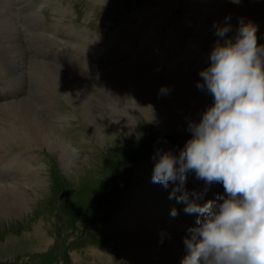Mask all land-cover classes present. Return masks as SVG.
Instances as JSON below:
<instances>
[{
  "label": "rangeland",
  "instance_id": "374dc122",
  "mask_svg": "<svg viewBox=\"0 0 264 264\" xmlns=\"http://www.w3.org/2000/svg\"><path fill=\"white\" fill-rule=\"evenodd\" d=\"M52 1L55 5H48L50 9L46 12L41 27L35 32L28 28L27 30L33 34L34 39L31 41L33 44L38 41L44 44V42L50 40L46 37L42 39L38 34L43 33L44 22L50 19L53 23H58L53 32L56 43L50 40L56 48L57 62L56 66L53 67H59L58 70L66 75L72 73L76 67L79 69L81 62L80 58L75 61L73 55L61 47V45L68 42V39L62 37L63 35L67 36L63 32L66 29L65 27L73 33L74 42L83 51L92 47L90 49L91 56L99 57L102 55V46L105 45L107 39H120L129 35H134L136 39V34H133L135 26L142 25L145 19H148L144 23L146 39L142 42L138 40L136 48H133V45L129 46L124 51L122 60L128 64H131L129 61H134L132 62L133 66L153 76L151 72L161 68L163 63L158 65L153 62L146 64V62L139 63L135 61V59H132V55L138 52L140 48L149 49L153 58L165 57L171 59L176 55L164 56L163 51L160 49L164 48L170 40L169 34L171 32L181 29L179 41L182 50L190 54L191 51H198L197 47H199L197 56L199 62L205 56V50L200 45L205 47L207 46L206 43L201 41L198 44V41H196L188 47L187 42L193 40L192 35L198 29L206 27L203 25L207 18L216 20L232 14L235 23L238 25L241 21L244 23L245 21L254 20L258 16L262 18L264 15V0H237V2H232V0H203L201 8L197 10L200 12V19L196 21L194 29L193 22L190 21L193 20V16H190V13L183 6L189 2L193 6L192 10L194 12L198 9L199 0H137V4H135L136 0H98L101 5L95 3L97 0ZM1 11L2 8L0 7V17L3 14ZM146 13H150V17ZM182 24H185L183 28H181ZM87 26L94 32L92 37L77 33L78 30L86 32ZM109 26L112 27L108 29ZM7 27L16 29L15 23H11ZM256 34L258 44L264 45V20ZM151 50L156 52L153 53ZM0 56L2 57L1 50ZM71 58L72 60H70ZM193 59H195V56L190 57L186 62L191 63ZM36 60L44 61L45 58L40 57ZM8 62L9 59L0 61V70L3 71H0L1 74L7 75L4 71L7 70L6 65H8ZM62 62H64V65ZM86 64L89 70L93 69L87 61ZM50 66L51 64H47L48 68ZM16 69L12 72L17 77ZM54 70L50 69L49 72ZM103 70L95 72L97 73L95 75H100ZM65 71L68 73H65ZM25 73L26 75L31 74L26 68ZM25 77L22 80L16 79L14 83L19 87H25L26 92H23L24 95L35 102L24 101L28 103L26 107L29 110L21 116L19 121L14 119L17 117L15 111L18 107H21L22 102L9 103L5 109L0 108V115H3L0 119V137L10 135L12 129L17 128L15 131L20 133L22 128L24 129V134L17 143L7 146L4 149L5 152H3L20 154L25 158L32 153L31 159L27 161V167L28 164L34 166L30 169L29 175H34L36 179L32 180L39 182L24 184L21 178H16L17 175L11 177L0 176V189L9 188L14 183H20L17 185L24 186L25 193L30 194L29 196L33 198L30 207L21 216L0 217V264H133V262L139 264L133 258L132 252H136L137 247L135 246L138 243L144 242L142 238L148 234L146 232H149L147 231L149 227H147V230L146 228L142 230L140 227V230L135 226H131L130 222L122 220V217L127 214V206L134 201L133 188L131 192L125 193L124 196L121 187L114 190L109 188L122 180L123 174L128 173L129 165L137 158L143 162L139 165L138 171L136 168L137 173L131 181L135 179L139 181V177L145 175V170L146 173L153 171L156 158L150 160L147 158L150 151L154 152L155 149L160 147L159 152L167 150L173 155H178L183 147L167 148L164 145L174 140L187 141L190 139L191 133L187 130L188 126L183 129L175 128L166 131L154 129L148 124L146 118H143L145 113L142 107L146 100L143 97L142 90L134 95V99L138 101V104L132 106L133 108L126 107L130 106L134 100L125 97L128 91L122 94L126 100L120 104V101L114 98H112L113 101L115 100L118 103H111L108 98L104 97L106 94H103L100 90V96L96 92L95 94L101 99V103L103 100L107 105L117 107L121 105L125 107L127 112H130L132 125L134 126L132 131H135L131 134H123L115 130L113 122H110L115 116L108 114L109 118L103 119L102 124H106V132L109 134V138L107 137L108 140L106 141V138L104 144H102V141H100L102 140V128L97 127V123L93 121L92 111L86 107L80 98L72 95L69 90H64L62 86L59 88L56 78L60 77V74L53 77L51 83L54 88L60 89L63 93L54 92L49 95L45 104H38L42 102L43 96L42 99L36 98L38 94L32 92L36 88L34 89V86L30 85V80L25 81ZM119 77L121 78V76L114 74L113 79H119ZM70 80L73 81L71 78ZM73 82L82 84L76 81ZM165 82L181 86L193 85V88H196L197 83L202 82V79L191 82H187L185 79ZM118 83L120 82H111L110 86H113L111 88L113 90H117L118 87L120 90L127 89L128 86H125L122 80L120 85ZM93 90L95 91L94 88ZM115 91H111L110 94L115 98H119V93ZM120 97L122 98V96ZM43 108L52 115L50 121L53 124L42 116L40 109ZM5 117L9 119L7 120ZM31 119H34L33 124H47L57 128L60 135L63 136L64 134L71 140L62 137L65 140L62 143V148L67 156V161H69L67 165L62 164L59 153L58 151L55 152V149L49 150L42 147L35 149L31 142L26 141L29 137L26 127L28 125L32 127L29 123ZM72 145L80 150V154ZM147 160L149 162L145 164ZM22 167V172L26 175L27 170L25 166L22 165ZM73 169L77 172H73ZM34 172L36 173L33 174ZM131 181H127V183L130 184ZM4 184L8 185L4 186ZM141 186L139 187L140 192L144 193L146 187H144L145 183L142 180ZM135 193L137 194V192ZM134 215L136 216V214ZM140 218L142 222L143 216L141 215ZM120 221H123L124 224ZM138 232H143L144 235L136 234ZM150 234L155 235V232Z\"/></svg>",
  "mask_w": 264,
  "mask_h": 264
},
{
  "label": "clouds",
  "instance_id": "9594fccd",
  "mask_svg": "<svg viewBox=\"0 0 264 264\" xmlns=\"http://www.w3.org/2000/svg\"><path fill=\"white\" fill-rule=\"evenodd\" d=\"M230 31V24L217 28L223 42L217 41L197 83L214 103L198 123H189L191 138L179 154L159 152L153 168L152 183L167 188L178 181L169 199L197 216L181 264H264V45L251 22L241 21L234 38ZM189 173L206 187L222 184L224 194L203 205L196 203L202 194L189 199ZM177 214L173 208L171 215Z\"/></svg>",
  "mask_w": 264,
  "mask_h": 264
},
{
  "label": "bare ground",
  "instance_id": "6f19581e",
  "mask_svg": "<svg viewBox=\"0 0 264 264\" xmlns=\"http://www.w3.org/2000/svg\"><path fill=\"white\" fill-rule=\"evenodd\" d=\"M8 1L10 4L9 7H7L6 5ZM14 2H15L14 0H0V7L2 8L1 12L5 14L2 17V21H0V50L2 54V57L0 56V61L2 59L3 60L9 59L8 62L9 65L7 66V70L4 72L8 75V72L13 71L15 68H19V67L22 68L25 67L27 70H29L31 73L29 75L28 74L26 75V73L24 72L21 73V71H16V75L17 76L21 75L22 79L26 76L25 81L30 80V85L34 86V89L36 88L37 90V91L36 90L32 91L38 94L37 95L38 97L36 98L42 99L43 96L42 102L38 104H45L48 101L49 95H52L54 92L63 93L60 89L54 88L51 83L52 78L60 74V77L56 78L57 85L59 86V88L62 86L64 90H69L72 95L80 98L85 103L86 107L92 111L93 121L97 123V127L99 126L100 128H102V136H101L102 140H100L102 141V144H104V140L109 136V134L106 132L107 129L106 124H102L103 119L109 118L108 114L115 116L113 119L110 120V122H113L115 130L120 131L123 134L125 133L131 134L132 132H135L132 131V128L134 126L132 125L133 121L132 118L130 117V112H127L125 110V107H122L121 105L120 107L107 105L103 102V100L101 103V99L95 94V91L93 90V86L87 84L86 82L75 80L71 76H68L69 74L66 75L62 71L60 72L59 70L56 69L52 72H49L50 69H54V68L52 67L48 68L44 62L36 60V55L32 56L31 59L27 57L29 56V54L26 52V49L24 48V44L26 41H28V38L30 36L24 33H20L22 32L20 25L15 27L16 29L13 28L9 29L7 26L11 25V23H14V21L16 23V18L15 15H13V13H17L18 10L20 11L23 9L22 14L29 13L31 14L32 17L34 15H37V13L30 6L26 5L28 3V0H21V2L19 3H14ZM43 3L54 4L52 0H44ZM40 37L44 38L42 34L40 35ZM49 38L52 37L49 36ZM197 39L198 38H194V40ZM198 44H200V42H198ZM200 46L204 48L203 45ZM197 50L199 51V47H197ZM42 52L45 51L42 50ZM152 52L154 53L156 51L153 50ZM181 55H182V51H181ZM51 56L52 55L48 53L45 56V58ZM70 60H72V58ZM76 60L77 59L75 58V61ZM173 62L174 59H171L170 66L175 65ZM47 64H51V63H47ZM52 65L53 64H51V66ZM133 65L132 63L125 64L115 67L114 70H108L112 72L107 71L108 75H105L102 82L109 80L111 81L112 76H114V74L121 76V78L119 77V79H121L122 82L125 83V86L128 87L127 89L125 88L126 90H120L119 87L117 89L118 90L117 93H119V95L122 96V98L120 96L119 98H117V101H120V104H122L123 101L126 100L125 98L126 96L130 97L131 99H134V95L142 90L143 97L146 100V102L142 107V110L145 113L143 118L145 117L148 124L151 125L154 129H161L163 131L172 130L175 128L183 129L187 127L190 122L198 123L202 118L203 112L206 111L214 103L213 97L206 90L202 91L198 89L197 86L196 88H193V85L181 86V85L168 84V82H165L162 78L150 76L145 71L141 69L139 70ZM198 65H202L206 68L209 66L202 63H198ZM7 75L0 73L1 97H5L7 94L14 93V87L12 86V84L3 81V78L5 77L7 78ZM70 78L73 81L82 84L75 83L71 81ZM119 79H113V80L118 82L120 81ZM120 83H118V85H120ZM111 87L113 88V86ZM161 89H167V93H162ZM21 90L24 93L26 92L25 87L24 89ZM125 91H128V94L125 95L124 97L122 94ZM3 100L4 102H7L6 99ZM115 100L114 101L109 100V101L111 103H118ZM24 101L33 102L34 100L31 101L30 99L24 97L22 101H20L22 102V104L21 107H18L15 111V113L17 114V117L14 118L15 121H19L21 119V116L24 115L29 110V108L26 107L28 103ZM8 104H9L8 102L5 105L4 103H2L0 104V108L3 107L5 109ZM136 104H138V101L134 99L130 104V106H126V107L133 108L132 106ZM2 116L3 115L1 114L0 119L2 118ZM33 120L34 119L29 120V123L32 125V127L26 124L28 125V127H26V131L29 134V137L27 138L26 141L31 142V144L34 146L33 148L35 149L37 147L47 148L49 150L55 149L56 150L55 152L58 151L59 153L60 161H62V164L67 165L69 161H67V156L62 148V143L65 142V140L63 139L64 137L60 135L57 128L53 126H49L47 124H41V125L37 123L33 124L34 123ZM15 130L12 129V133L10 135L0 137V153L3 152L7 146L17 143L20 137L24 134L23 128H22L23 131L21 130V133ZM108 138L106 139V141L108 140ZM6 161L7 158L4 157V155L0 154V164ZM22 168H23L22 165H20L19 167H17V170L19 171V176L20 175L25 176L21 179L23 180L24 184L25 183L33 184L39 182L32 180V179H36V177H34V175H29V172L27 173V175H24V173L22 172ZM36 172H34L33 174H35ZM73 172H77V171L76 170L74 171L73 169ZM151 183H152V179H151ZM17 184L20 183H14L9 188L0 189V217L4 216L11 218L13 215H17L19 217L27 211L28 207H30V203L33 200V198L29 196L30 194L28 195L27 193H25V190L23 189L24 186L20 187V185ZM6 185L8 184H4V186ZM149 194H150L149 191H147L146 194L142 195V198H144L143 199L144 203H148ZM136 207L137 204L135 201L130 203V205L127 206V211H126L127 214H125L124 217H122L123 219L122 218L121 219L130 222L131 226H135L138 229H140L141 227L142 230L145 228L147 230V227H149V225L150 226L153 225V220L151 219L148 222L149 225L141 222L140 221L141 218L136 217L139 212L136 209ZM134 214H136V216ZM139 214H142V212H139ZM136 219L138 220L136 221ZM144 219L148 220L149 217H145ZM120 222L124 224L123 221ZM186 222L188 221H186L185 217H179L177 219V224L181 228L188 227L189 229L190 227L195 226V224L192 223H191L192 226L185 225ZM171 225H172L171 220L165 219L160 222L161 228L154 227L151 230H149V232H146V234L147 233L148 234L142 238L144 242L140 244L138 243L137 246H135L137 247L136 252H132L133 258L136 259L139 264H181V260L186 254V249L183 241L184 238L186 237L185 235H188V231H187L188 229L179 232L168 231L169 228H172ZM148 229H150V227ZM151 232H155V235H151L150 234Z\"/></svg>",
  "mask_w": 264,
  "mask_h": 264
}]
</instances>
